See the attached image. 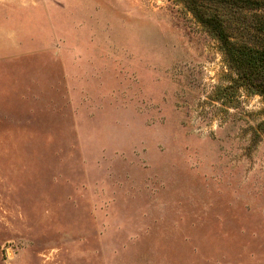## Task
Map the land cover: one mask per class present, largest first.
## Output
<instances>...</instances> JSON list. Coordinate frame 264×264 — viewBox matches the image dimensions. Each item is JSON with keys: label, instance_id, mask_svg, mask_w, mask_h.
I'll list each match as a JSON object with an SVG mask.
<instances>
[{"label": "rangeland", "instance_id": "obj_1", "mask_svg": "<svg viewBox=\"0 0 264 264\" xmlns=\"http://www.w3.org/2000/svg\"><path fill=\"white\" fill-rule=\"evenodd\" d=\"M36 10L48 50L0 60V264H264V96L218 42L176 0Z\"/></svg>", "mask_w": 264, "mask_h": 264}, {"label": "trees", "instance_id": "obj_2", "mask_svg": "<svg viewBox=\"0 0 264 264\" xmlns=\"http://www.w3.org/2000/svg\"><path fill=\"white\" fill-rule=\"evenodd\" d=\"M196 23L215 39L226 64L235 74L234 87L264 96V48L238 42L240 30L263 32V27L245 24L243 12L264 9V0H176ZM232 88V87H231ZM230 88V89H231ZM223 91L226 88H222Z\"/></svg>", "mask_w": 264, "mask_h": 264}, {"label": "crops", "instance_id": "obj_3", "mask_svg": "<svg viewBox=\"0 0 264 264\" xmlns=\"http://www.w3.org/2000/svg\"><path fill=\"white\" fill-rule=\"evenodd\" d=\"M36 11V0H0V60L48 50L46 38L36 33Z\"/></svg>", "mask_w": 264, "mask_h": 264}]
</instances>
